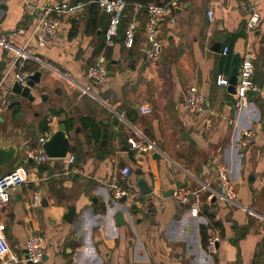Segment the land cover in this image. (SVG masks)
<instances>
[{
  "label": "crops",
  "instance_id": "crops-1",
  "mask_svg": "<svg viewBox=\"0 0 264 264\" xmlns=\"http://www.w3.org/2000/svg\"><path fill=\"white\" fill-rule=\"evenodd\" d=\"M62 1L83 3L84 10L74 16L55 15L60 24L57 38L51 46L39 47L31 37L33 19L46 5ZM94 1L0 0V40L11 47H0V143L5 149L17 148L13 162L0 167V177L23 163L25 149L37 147L39 138L64 119L73 124L66 125L69 154L78 167L77 173H70L59 159L27 162V182L0 206L11 249L9 264H29L24 244L32 236L43 240L39 264H264V0H171L175 22L161 25V56L156 62L143 53L145 8L139 18L136 13L140 26L134 46L127 48L124 30H118L114 44H105L110 48L106 59L100 46L108 19L97 6L96 14ZM248 1L261 18L253 31L246 29L247 15L242 12ZM208 10L213 11L212 22ZM215 43L220 44L218 53L211 51ZM17 49L36 71L44 67L32 91L33 102L38 103L46 90L54 100L42 110L31 109L23 100L20 107L6 109L20 100L10 92L25 62L15 55ZM246 52L252 55L256 90L248 91L246 105L239 107L235 95L227 86H218L216 78L229 77L232 57L238 54L241 61ZM101 61L108 76L99 84L86 70ZM191 87L206 99L195 115L185 106ZM101 123L110 131L123 125L126 137L125 144L109 141L103 159L96 156ZM247 130L254 139L242 147ZM128 139L152 148H132ZM218 164L228 169L234 204L217 195ZM123 168H129L130 175L122 176ZM138 179L152 189V204L141 197ZM112 182L133 196L124 201L129 213L134 212L132 220L125 217L129 222L124 226L115 225L120 200L112 199ZM176 184L199 192L197 217L173 196H164ZM34 195L40 199L37 208L31 206ZM133 205L136 209L130 211ZM68 206L75 209L70 223L63 220ZM202 228L219 239L213 256L203 247Z\"/></svg>",
  "mask_w": 264,
  "mask_h": 264
},
{
  "label": "built area",
  "instance_id": "built-area-1",
  "mask_svg": "<svg viewBox=\"0 0 264 264\" xmlns=\"http://www.w3.org/2000/svg\"><path fill=\"white\" fill-rule=\"evenodd\" d=\"M94 3L98 9L107 16V26L104 34L105 44L112 46L114 44V38L120 28L122 19L125 15V10L128 3L125 0H95ZM175 4L168 2L161 5L148 4L146 5L145 12L147 14V20L144 22V35L145 41L143 43V53L145 59L151 62H156L161 56V38L160 29L163 22L173 24L175 22L173 18V8ZM142 8L141 5L136 4L133 6L134 15L130 22L124 29V43L127 48H132L135 43V34L139 30L140 22L136 17V13ZM84 10V4L80 2L69 3L67 1L55 2L50 5H46L39 12V14L33 19L31 26V37L36 39L39 47L51 46L59 32V21L54 18L55 15H78ZM242 12L247 15L246 29L253 31L256 29L260 22V14L254 8L253 4L248 1L242 5ZM207 18L209 22L213 20V11L208 10ZM0 47L4 49L11 48L5 41L0 40ZM227 49H225V52ZM15 55L18 59L23 61L27 60V56L24 51L15 50ZM32 73L20 72L16 74L15 81L21 86H26L28 76ZM87 76L96 83H103L108 76V71L105 64L101 61L94 65L87 67ZM254 74V65L252 61V55L250 52H246L238 67L237 84L235 86V99L236 104L239 107H244L247 103V92L256 90L252 77ZM216 84L218 86H227L228 77L217 76ZM205 97L201 94L197 88L191 87L188 89L185 97V106L187 112L191 115L200 113L203 110L205 104ZM144 114H149V109H143ZM46 136L39 138L38 146L30 148L28 147L24 151L23 163H19L14 166L13 170L6 175L0 177V206L10 202L12 193L23 183L28 180V170L26 168L27 162L30 160L35 164H40L48 161L49 159L42 153L41 144L45 141ZM254 139V133L251 130L243 132L241 146L245 147L249 145ZM128 143L132 148H142L144 150L151 149L152 145H141L133 139H128ZM67 167L69 172L77 173L78 167L75 166V157L72 154H67L66 158L61 159ZM122 176L130 175L129 168H123L120 171ZM216 173L220 182L221 190H224V194L218 192L217 195L220 199L235 203V190L233 183L230 180L228 169L218 164L216 167ZM112 199L117 201L122 198L130 199L133 197L126 188L121 186L117 182H112L109 185ZM179 204L187 206L188 211L192 217H197L200 212V197L199 192L191 190L188 187L179 186L173 191L172 195ZM211 198V197H209ZM208 198V199H209ZM31 206L37 208L40 206V199L37 195L32 198ZM218 237L216 235H208L206 241V253L208 256H213L217 252ZM43 240L38 236H32L28 238L24 244L25 262L31 264H39L44 258ZM11 249L5 237V225L0 221V264H9Z\"/></svg>",
  "mask_w": 264,
  "mask_h": 264
},
{
  "label": "water",
  "instance_id": "water-1",
  "mask_svg": "<svg viewBox=\"0 0 264 264\" xmlns=\"http://www.w3.org/2000/svg\"><path fill=\"white\" fill-rule=\"evenodd\" d=\"M144 30V25H141V31ZM240 36H244V31L241 30L239 32ZM220 49V44L215 43L211 49L212 52L218 53ZM240 65V57L238 54L234 55L231 60L232 69L230 71L228 77V85L227 91L231 95H235V86L237 84V73L238 67ZM44 70V67H40L39 70L33 72L28 76L26 86H21L19 83L14 82L10 92L14 95L20 97V100H14L7 104L6 109L12 110L14 107H20L22 105L21 100L31 103L34 101V95L32 91L36 88V86L40 83V77ZM205 106V104H204ZM18 116H23L22 113H19ZM123 125H119L115 131H110L107 123H101V137L99 142L100 152L96 155L98 158H102L104 156V151L109 150L108 142L114 141L118 144H125L126 137L123 134L122 130ZM42 153L48 159H64L67 154L70 153V138L67 132L66 125L62 122L58 123L55 129L50 130L46 133V139L41 144ZM17 148L14 145H10L7 149L3 148L0 143V167L11 164L16 157ZM155 158L159 157L158 154L153 155ZM29 162H31L29 160ZM179 184H176V187H179ZM137 188L141 197L146 200V205H150L153 203L152 189L147 185L144 179H138ZM221 193L224 194V190H221ZM173 190L168 191L164 196L172 197ZM217 200L216 197L211 198V202H215ZM125 198L120 199L118 203V207L115 209V225L117 227L126 225L129 221L125 220V217H132L134 215L129 213L128 207L124 205ZM136 209V205H133L129 210L134 211ZM75 215V209L73 206L67 207L66 215L63 217V220L70 223L73 220ZM132 220V218H131ZM31 264V263H29Z\"/></svg>",
  "mask_w": 264,
  "mask_h": 264
},
{
  "label": "trees",
  "instance_id": "trees-1",
  "mask_svg": "<svg viewBox=\"0 0 264 264\" xmlns=\"http://www.w3.org/2000/svg\"><path fill=\"white\" fill-rule=\"evenodd\" d=\"M127 3H128V6H127V8H126V10H125V15H124V18L122 19V22H121V25H120V28H119V32H122V30H124L125 29V27H126V25L130 22V20L132 19V17H133V15H134V10H133V6L134 5H136V4H139V5H141L142 6V8L138 11V13H137V17L139 18L141 15H144V7L146 6V5H148V4H152V3H154V4H156V5H161V4H164V3H168V2H170L171 0H125ZM179 1H181V0H179ZM94 7H95V9H96V14H98L97 12H98V9H97V7H96V5H93ZM107 26V25H106ZM105 30H106V27H105V29L103 30V32H102V41H103V43H102V45L100 46V50L102 49V48H104L105 49V51H106V53H107V57H106V59H108V55H109V53H110V48L109 47H106L105 46V38H104V34H105ZM115 39H116V37L114 38V41H115ZM228 62H229V60H228ZM24 65H23V68H22V71L23 72H27V73H29V72H34V71H36V69H37V66L34 64V63H32V62H30V61H25L24 63H23ZM65 125H67V128L69 127V128H71L72 126H73V124H71L70 123V121L68 120V119H64L63 121H62ZM93 123V122H92ZM46 129V128H45ZM205 209H207V208H204V210ZM214 227H216V228H219V224L218 223H213L212 224ZM207 234H206V229L205 228H202L201 229V241H202V244H203V247H206V241H207Z\"/></svg>",
  "mask_w": 264,
  "mask_h": 264
},
{
  "label": "rangeland",
  "instance_id": "rangeland-1",
  "mask_svg": "<svg viewBox=\"0 0 264 264\" xmlns=\"http://www.w3.org/2000/svg\"><path fill=\"white\" fill-rule=\"evenodd\" d=\"M191 17L192 16H189V18H191ZM35 90H36V88L33 90V92H35ZM43 92H46V94H43L42 96L48 97L49 99L47 101H44V99L41 98L42 96H39L40 100H37V101L40 104L38 105V103H36V101L29 103L31 109H35V110L39 111V110H42L47 104L48 105L52 104V100H54L53 94L47 90L43 91Z\"/></svg>",
  "mask_w": 264,
  "mask_h": 264
}]
</instances>
